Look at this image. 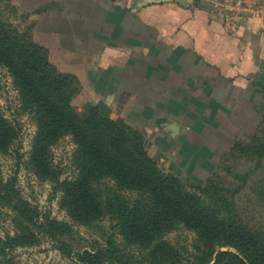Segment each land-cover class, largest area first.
Here are the masks:
<instances>
[{
  "label": "crops",
  "instance_id": "obj_1",
  "mask_svg": "<svg viewBox=\"0 0 264 264\" xmlns=\"http://www.w3.org/2000/svg\"><path fill=\"white\" fill-rule=\"evenodd\" d=\"M215 1L76 0L80 7L54 24L49 50L80 82L73 101L158 133L150 151L179 150L200 183L211 134L264 95V0H250L235 31L224 28ZM196 150L200 162L190 158Z\"/></svg>",
  "mask_w": 264,
  "mask_h": 264
},
{
  "label": "trees",
  "instance_id": "obj_2",
  "mask_svg": "<svg viewBox=\"0 0 264 264\" xmlns=\"http://www.w3.org/2000/svg\"><path fill=\"white\" fill-rule=\"evenodd\" d=\"M11 21L3 17L0 6V67L5 68L18 92L20 108L28 109L34 116L37 130L31 157L36 159V172L50 171L39 170V167L46 165L43 160L47 161L50 146L63 135L73 137L76 144L74 159L80 172L76 179L66 181L63 192L64 205L66 209L76 211L70 212L76 219L87 223L92 220L87 214L96 213V207L99 206V210L114 207L108 205L105 199L116 195V190L133 192L135 199L129 206L131 217L124 221L136 238L157 241L153 245L155 247L149 248L151 256H146L149 264L180 263L174 260L170 245L162 238L175 225L188 219L194 220L190 227L197 233L202 228L208 231L204 236L206 246L196 256L195 263L264 264L263 223L249 224L241 211H237L235 219H232L218 213L212 204L199 203L191 195L172 189L168 181L175 178L160 173L153 166L154 158L146 149L143 132L129 126L121 118L112 120L97 107L78 112L72 104L81 88L78 78L72 73L59 71L51 63L47 48L32 39L29 25L22 27ZM18 126L17 121L8 119L0 112V149L7 150L18 140ZM230 150H236L241 158L248 161L241 170L244 171L241 183L246 178L253 181L254 190L257 191L254 204L264 206V125L248 141H237ZM106 179L114 180L115 187L105 183ZM212 179L210 175L196 186L218 187V183ZM241 183L235 187L236 190L240 189ZM9 189L0 180V198L6 199V192L11 191ZM92 198L95 201L92 202ZM227 199L231 202L233 195H227ZM15 208L14 221L21 224H18L14 235L0 236V264H11L5 256L8 249L30 242L26 231L35 223L33 216L27 208ZM253 210L258 209L253 207ZM24 214L28 215L26 220L22 218ZM252 217L255 216L252 214ZM214 237L217 238L212 244ZM151 243L144 244L150 247ZM225 245L233 246L238 253L217 249ZM115 248L111 246L108 250ZM90 256L83 252L81 261L89 262ZM212 259L214 262L210 263Z\"/></svg>",
  "mask_w": 264,
  "mask_h": 264
},
{
  "label": "rangeland",
  "instance_id": "obj_3",
  "mask_svg": "<svg viewBox=\"0 0 264 264\" xmlns=\"http://www.w3.org/2000/svg\"><path fill=\"white\" fill-rule=\"evenodd\" d=\"M0 2L4 18L11 19L13 24L22 27L30 26L32 39L47 48L49 60V50L54 48V45H51L53 39L55 41L51 32L54 24L56 27L62 25L59 15L68 13L75 7L78 9L81 5L75 6L76 0H0ZM54 18L58 21H54ZM11 81L5 68L0 67V112L8 119L17 121L19 125L18 140L7 150L0 149V180L11 190L6 192V199L0 198V236L14 235L18 224H21L14 221L17 212L15 207L29 209L35 223L26 231L30 242L11 247L5 252L6 258L11 264H149L146 256H151L149 248L155 247L156 245H153L157 241L136 238L133 230L128 228V223L124 221L131 217L129 206L135 199L133 192L114 191L116 195L112 194L105 199L108 205L112 204L114 207L100 210L99 206L96 207L94 209L96 213L87 214L92 219L87 223L81 222L70 213L76 211L66 209L63 192L66 181L76 179L80 172V167L74 159L76 144L70 134L61 136L48 149L47 161L43 160L46 165L44 168L39 167V170L50 171L36 172L37 168L34 165L36 159L31 157V151L37 125L33 114L28 109L20 108L19 95ZM257 101H253L250 106L248 104L245 107L247 109L238 110L241 116L226 119L229 123L223 124L224 126L221 124L220 134H211L213 139L204 151L206 154L204 158L207 168L210 169L209 176L212 175L214 179L212 180L218 183V187L215 188L196 186L201 180L197 178L198 174L195 171L187 169L186 164L179 163L178 160L181 158L179 150L159 149L160 153H157L154 146L150 151V142L158 133L143 132L140 125L123 120L129 126L143 132L146 149L154 158L153 166L160 173L175 178L168 181L172 189L191 195L199 203H210L218 209V213L228 215L232 219H235L237 211H241L249 224L254 226L257 222L264 224V206L254 204L257 191L254 190L253 181L246 178L244 183H241L244 174L241 170L248 161L241 158L236 150L230 149L237 141H248V138L264 125V95L260 102ZM72 104L82 113L96 107L87 106L84 101L79 100L72 101ZM195 154L200 156V151L196 150V153L191 154L192 160ZM200 158L201 156L195 161L200 162ZM104 181L115 187L114 180ZM240 183V189L236 190L235 187ZM109 185L106 184L108 187ZM230 194L233 195L231 202L227 199V195ZM93 201L95 198H92ZM123 204L126 206L123 207ZM253 207L258 210H253ZM252 214L255 217H252ZM27 216L24 214L22 218L26 220ZM193 223L192 219L178 223L162 238V241H167L170 245L175 255L174 260L180 262L177 264H197L196 256L206 246L204 236L208 231L202 228L197 233L190 227ZM216 238H213L212 244H215ZM149 241L152 242L151 246L146 247L144 243ZM111 246L117 248L108 250ZM160 248L163 249L162 246ZM217 249H229L238 253L233 246L225 245ZM85 251L87 255H91L89 262L81 261V254ZM213 262L212 259L210 263Z\"/></svg>",
  "mask_w": 264,
  "mask_h": 264
},
{
  "label": "built area",
  "instance_id": "obj_4",
  "mask_svg": "<svg viewBox=\"0 0 264 264\" xmlns=\"http://www.w3.org/2000/svg\"><path fill=\"white\" fill-rule=\"evenodd\" d=\"M213 7L224 28L228 31H235L244 13L252 10V3L250 0H216Z\"/></svg>",
  "mask_w": 264,
  "mask_h": 264
}]
</instances>
